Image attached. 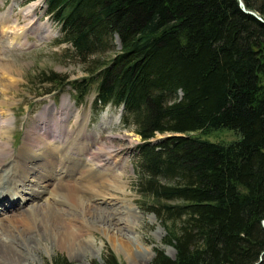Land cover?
<instances>
[{"label": "trees", "instance_id": "obj_1", "mask_svg": "<svg viewBox=\"0 0 264 264\" xmlns=\"http://www.w3.org/2000/svg\"><path fill=\"white\" fill-rule=\"evenodd\" d=\"M242 2L264 20V0ZM44 3L59 40L89 67L42 82H67L78 104L94 93V105L120 107L140 137L139 184L152 200L142 204L172 221L165 242L175 250L155 249L149 264H264V22L239 0ZM221 128L237 139L202 137ZM102 259L119 264L112 252Z\"/></svg>", "mask_w": 264, "mask_h": 264}, {"label": "rangeland", "instance_id": "obj_2", "mask_svg": "<svg viewBox=\"0 0 264 264\" xmlns=\"http://www.w3.org/2000/svg\"><path fill=\"white\" fill-rule=\"evenodd\" d=\"M34 1L39 4L32 17L34 30L30 29L25 33L27 44H10L9 34H3L0 27V101L3 102L0 104V113L11 116L8 139L13 149L18 151L24 146L28 134L47 131L50 137H47L45 141L53 142L55 145L56 142L54 143L52 136L58 133L56 125L60 124V120L66 119L64 116L58 115L63 107L69 108L70 112L69 117L65 120L67 127H76L80 124L82 117L89 115L86 131L95 138V142L92 140L93 142L90 144L91 151L95 152L99 148L101 152L105 153L103 154L105 157L111 149L115 151L112 161L113 164H116L115 173H122L120 183L122 187L120 190L113 188L114 184L111 183L110 175L106 173L105 179L109 181L106 180L104 183L102 182L104 179L97 181L102 182V186L106 183V185H110L109 189L104 187V191L101 186V193L106 198L101 201L89 200L87 204L92 206L97 203L109 212L114 208L121 209L124 212L122 215L135 225L131 235L133 238L129 240L126 235H123L125 228L123 224L110 225L101 221L98 223L99 226L95 224L93 226L92 223H89V218L85 217L84 221H81L86 225V228L89 225V230L83 236L90 241L87 253L71 254L68 249L56 245L46 252L44 248L47 241H42L41 249L35 252L36 264H52V259L55 257H64L72 264H103L102 258L108 252L114 254L119 264H149L155 249L163 250L166 255L173 257L175 253L173 246L165 242L166 233L168 228L172 227V221L163 215L155 216L143 207L144 201L152 200L144 197L139 184L140 170L137 166L136 147L141 140L132 127L121 122V108L112 105L105 107L94 105V93H90L82 103L78 104L75 102L73 92L66 84L67 82H63V85L42 82V74L50 72L58 73L68 81L79 79L87 75L86 69L89 66L74 57L68 43L59 40L60 26L45 13V0ZM29 3L31 4V1L0 0V14L4 16L9 13V24L16 22L19 23L18 27L24 29L29 20L25 18L22 9ZM41 24L49 25L47 36L43 29L38 27ZM114 44L111 51L100 56L98 54L90 55L88 61L96 59L97 56L100 59L111 56L119 49L118 39L114 41ZM6 65L11 66L12 72H9ZM67 99H69V103ZM163 136L165 135L158 134L152 141ZM202 137L210 141L229 143L237 139L238 136L233 130L221 128L204 134ZM82 140L85 143L89 142L88 138ZM102 158L104 159V157ZM4 160L10 162L12 157L7 156ZM78 176L80 177V173L77 172L73 174V177L69 176L67 179L73 182L79 178ZM87 186L97 189L95 185L88 184ZM26 203L22 202V208H8L4 212L6 215L21 214L25 207L29 208L33 204ZM93 211L97 214L101 210ZM92 242L95 246L92 245ZM151 249L153 256L148 261ZM171 251H173L172 256L167 253Z\"/></svg>", "mask_w": 264, "mask_h": 264}, {"label": "bare ground", "instance_id": "obj_3", "mask_svg": "<svg viewBox=\"0 0 264 264\" xmlns=\"http://www.w3.org/2000/svg\"><path fill=\"white\" fill-rule=\"evenodd\" d=\"M38 4L33 1L22 9L29 20L24 29L18 27L19 23L9 24V13L4 16L0 14L1 31L9 34L10 44H27L25 33L34 30L32 17ZM38 27L43 29L46 36L49 34V25L41 24ZM6 67L12 72L10 65ZM67 101L69 103V99ZM69 113V108L63 107L58 115L67 119ZM65 120H60V124L56 125L58 133L52 136L55 145L45 141L50 137L47 131H38L28 134L24 146L17 151L8 139L11 116L0 113V264H36L35 252L41 249L42 241H47L46 247H43L46 252L56 245L68 249L71 254L87 253L90 241L83 236L89 230V225L86 228L81 221L85 217L89 218V223L97 226L101 221L110 225L123 224V235L129 240L133 238L131 235L135 225L122 215L124 212L121 209L114 208L109 212L97 203L92 206L87 204L89 200L101 201L106 198L101 193L102 187V191L104 187H110L107 183L102 186V182L107 180L104 176L106 173L110 175L113 188L120 190L122 187V173H115L116 164L112 161L115 151L111 149L106 157L99 148L91 151L90 144L95 138L86 131L89 115L82 117L80 124L73 128L67 127ZM84 138H88L89 142L85 143ZM7 156L12 157V161L6 162L4 159ZM77 172L80 173L79 178L73 182L67 179ZM102 179V182H97ZM88 184L95 185L97 189L88 188ZM22 202L33 204L20 211L21 214L6 215L5 209L22 208ZM93 210H101V214H95ZM167 253L173 255V251ZM152 256L151 249L148 261Z\"/></svg>", "mask_w": 264, "mask_h": 264}, {"label": "water", "instance_id": "obj_4", "mask_svg": "<svg viewBox=\"0 0 264 264\" xmlns=\"http://www.w3.org/2000/svg\"><path fill=\"white\" fill-rule=\"evenodd\" d=\"M239 4H240L241 9H242L245 13L250 14V15L256 17L258 20L264 22V20H263L260 16H258L255 12L250 11V10H247V9L245 8L244 3L242 2V0H239ZM262 224H263V226H264V220L262 221ZM173 249H174V248H173ZM174 252H175V250H174ZM171 258H174V256L171 257ZM260 259H261V257H260ZM256 264H257V263H256Z\"/></svg>", "mask_w": 264, "mask_h": 264}]
</instances>
